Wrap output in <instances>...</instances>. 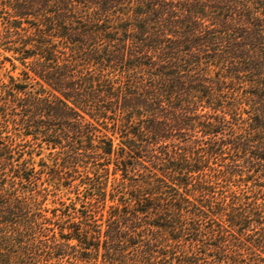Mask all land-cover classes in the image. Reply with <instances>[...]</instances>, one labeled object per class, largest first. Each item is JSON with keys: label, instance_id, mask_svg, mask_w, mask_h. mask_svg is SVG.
<instances>
[{"label": "trees", "instance_id": "1", "mask_svg": "<svg viewBox=\"0 0 264 264\" xmlns=\"http://www.w3.org/2000/svg\"><path fill=\"white\" fill-rule=\"evenodd\" d=\"M0 264H264V0H0Z\"/></svg>", "mask_w": 264, "mask_h": 264}, {"label": "rangeland", "instance_id": "2", "mask_svg": "<svg viewBox=\"0 0 264 264\" xmlns=\"http://www.w3.org/2000/svg\"><path fill=\"white\" fill-rule=\"evenodd\" d=\"M7 66H9V64H7ZM47 154H49V151H45V155L44 156H47ZM75 198L76 197H75L74 194H69L68 191H63L62 193H60V195L58 197H53V196L49 197V201L47 202V207L51 208V209L57 207L58 206V202L57 201H59L61 199L64 202L71 203V201L75 200Z\"/></svg>", "mask_w": 264, "mask_h": 264}]
</instances>
